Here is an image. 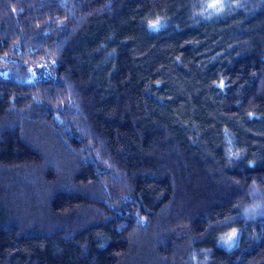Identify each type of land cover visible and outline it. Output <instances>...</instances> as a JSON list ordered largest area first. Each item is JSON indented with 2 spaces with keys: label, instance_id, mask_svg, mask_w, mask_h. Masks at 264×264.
Listing matches in <instances>:
<instances>
[{
  "label": "trees",
  "instance_id": "obj_1",
  "mask_svg": "<svg viewBox=\"0 0 264 264\" xmlns=\"http://www.w3.org/2000/svg\"><path fill=\"white\" fill-rule=\"evenodd\" d=\"M199 7L0 0V264H264V0Z\"/></svg>",
  "mask_w": 264,
  "mask_h": 264
},
{
  "label": "rangeland",
  "instance_id": "obj_2",
  "mask_svg": "<svg viewBox=\"0 0 264 264\" xmlns=\"http://www.w3.org/2000/svg\"><path fill=\"white\" fill-rule=\"evenodd\" d=\"M215 4V7H209V5ZM230 5V0H200V7L195 12V16L199 18L208 19L215 17L225 11ZM159 20V24L156 26L163 25V21L160 18H156L153 22ZM152 22V23H153Z\"/></svg>",
  "mask_w": 264,
  "mask_h": 264
},
{
  "label": "snow or ice",
  "instance_id": "obj_3",
  "mask_svg": "<svg viewBox=\"0 0 264 264\" xmlns=\"http://www.w3.org/2000/svg\"><path fill=\"white\" fill-rule=\"evenodd\" d=\"M215 6H216L215 4H213V5H209V7H215ZM159 23H160L159 20H157V21L151 23V24L149 25V27H150L151 29H155V27H156ZM236 235H237L236 230H233V232H232L231 235L228 237V239H229L230 241H231V240H234V238L236 237Z\"/></svg>",
  "mask_w": 264,
  "mask_h": 264
}]
</instances>
